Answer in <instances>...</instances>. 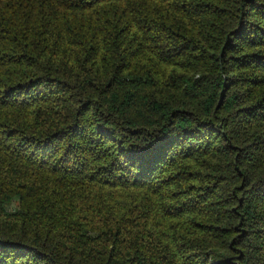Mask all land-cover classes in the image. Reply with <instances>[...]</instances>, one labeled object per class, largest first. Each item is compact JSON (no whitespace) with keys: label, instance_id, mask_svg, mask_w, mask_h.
I'll return each instance as SVG.
<instances>
[{"label":"trees","instance_id":"1","mask_svg":"<svg viewBox=\"0 0 264 264\" xmlns=\"http://www.w3.org/2000/svg\"><path fill=\"white\" fill-rule=\"evenodd\" d=\"M0 264H264V0H0Z\"/></svg>","mask_w":264,"mask_h":264}]
</instances>
